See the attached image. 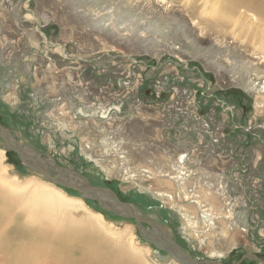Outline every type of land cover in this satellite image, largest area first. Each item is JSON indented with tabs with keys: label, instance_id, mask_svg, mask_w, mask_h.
Segmentation results:
<instances>
[{
	"label": "rangeland",
	"instance_id": "1",
	"mask_svg": "<svg viewBox=\"0 0 264 264\" xmlns=\"http://www.w3.org/2000/svg\"><path fill=\"white\" fill-rule=\"evenodd\" d=\"M220 16L228 13L201 0H0V122L141 205L195 259L231 264L245 253L264 259V51L253 26ZM14 154L5 150V175L32 180ZM81 199L112 224L120 247L133 235L138 264L145 249L171 264L133 219ZM88 223L79 235L110 240Z\"/></svg>",
	"mask_w": 264,
	"mask_h": 264
},
{
	"label": "bare ground",
	"instance_id": "2",
	"mask_svg": "<svg viewBox=\"0 0 264 264\" xmlns=\"http://www.w3.org/2000/svg\"><path fill=\"white\" fill-rule=\"evenodd\" d=\"M201 1L204 6L210 1L213 8L221 6L228 16H220L218 19L227 20L233 28L237 25L253 26V45L259 42L258 38H263L262 45L258 47L264 51V0H259L260 3L257 0ZM248 34L246 31L245 35ZM4 158L5 148L1 147L0 185L6 186L7 193L0 189V264L5 261H15L16 264H90L93 261L95 264H103L106 259L114 256H129V264L139 263L140 260H137L134 254L138 251L133 252L138 250L134 245L133 235L127 240V249L120 247L119 240L122 237L101 213L91 210L81 198L71 196L61 187L44 180L38 172H33L32 180L24 182L9 179L10 177L5 175ZM157 195L172 199V196L166 193L158 192ZM17 203L20 205L17 206ZM175 208L183 214L189 226H196L197 221L190 217L186 209L180 206ZM73 210L77 211L73 213ZM206 214L212 217V213ZM66 216L74 220L73 224L63 223ZM211 219L209 221H212ZM83 220L97 225L110 240L105 242L102 237L91 233L83 236L89 232L87 230L79 235L77 227H80L79 223ZM9 232L12 236L8 235ZM142 255L147 264H155L149 258L148 249H145ZM171 258V264H178Z\"/></svg>",
	"mask_w": 264,
	"mask_h": 264
},
{
	"label": "water",
	"instance_id": "3",
	"mask_svg": "<svg viewBox=\"0 0 264 264\" xmlns=\"http://www.w3.org/2000/svg\"><path fill=\"white\" fill-rule=\"evenodd\" d=\"M0 141L6 151L14 152L22 165L29 171L38 172L44 180L63 189L74 190L81 198L94 201L103 211L112 212L122 218L133 219L143 239L164 250L179 264H222L195 259L175 241L165 224L150 219L132 202L120 200L110 188L92 184L82 174L55 163L48 154L41 153L28 144H21L11 129L1 122ZM244 260L264 264V259L254 253H245L237 262L231 264H241Z\"/></svg>",
	"mask_w": 264,
	"mask_h": 264
},
{
	"label": "flooded vegetation",
	"instance_id": "4",
	"mask_svg": "<svg viewBox=\"0 0 264 264\" xmlns=\"http://www.w3.org/2000/svg\"><path fill=\"white\" fill-rule=\"evenodd\" d=\"M12 156H14L15 157V159H17V157H16V155L14 154V155H12ZM105 187H107V186H105ZM109 188V187H108ZM112 190V189H111ZM115 192V191H114ZM116 193V192H115ZM118 195V194H117ZM119 196V195H118ZM119 198H120V196H119ZM121 199V198H120ZM121 200H123V199H121ZM125 201V200H124ZM129 202H131V201H129ZM138 209H140L139 207L141 206V205H139L138 203H134V202H132ZM140 211L142 212V213H144L146 216H148L147 215V212H145V211H142L141 209H140ZM111 213V212H110ZM111 214H113V213H111ZM114 215V214H113ZM150 219H153V218H150ZM155 219V218H154ZM153 219V220H154ZM134 221V220H133ZM147 227V226H146Z\"/></svg>",
	"mask_w": 264,
	"mask_h": 264
},
{
	"label": "trees",
	"instance_id": "5",
	"mask_svg": "<svg viewBox=\"0 0 264 264\" xmlns=\"http://www.w3.org/2000/svg\"><path fill=\"white\" fill-rule=\"evenodd\" d=\"M8 153H10V152H8ZM11 154V153H10Z\"/></svg>",
	"mask_w": 264,
	"mask_h": 264
}]
</instances>
